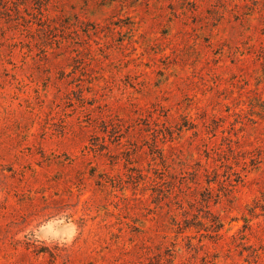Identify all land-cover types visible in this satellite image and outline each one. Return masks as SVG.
Masks as SVG:
<instances>
[{
  "label": "rangeland",
  "instance_id": "1",
  "mask_svg": "<svg viewBox=\"0 0 264 264\" xmlns=\"http://www.w3.org/2000/svg\"><path fill=\"white\" fill-rule=\"evenodd\" d=\"M0 264H264V0H0Z\"/></svg>",
  "mask_w": 264,
  "mask_h": 264
},
{
  "label": "trees",
  "instance_id": "2",
  "mask_svg": "<svg viewBox=\"0 0 264 264\" xmlns=\"http://www.w3.org/2000/svg\"><path fill=\"white\" fill-rule=\"evenodd\" d=\"M218 221V220H217ZM218 225H220V224H218ZM221 226H217L216 228H220Z\"/></svg>",
  "mask_w": 264,
  "mask_h": 264
}]
</instances>
